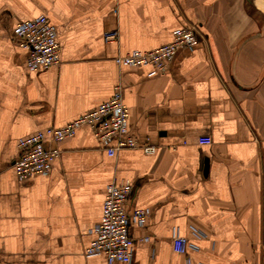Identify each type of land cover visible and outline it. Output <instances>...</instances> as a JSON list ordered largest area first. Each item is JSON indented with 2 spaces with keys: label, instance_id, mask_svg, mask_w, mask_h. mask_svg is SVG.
<instances>
[{
  "label": "crops",
  "instance_id": "0c3cea01",
  "mask_svg": "<svg viewBox=\"0 0 264 264\" xmlns=\"http://www.w3.org/2000/svg\"><path fill=\"white\" fill-rule=\"evenodd\" d=\"M44 15L59 64L30 71L14 26ZM194 26L164 74L113 58L153 50ZM114 33L106 42L104 35ZM121 86L139 145L113 156L89 129L57 145L46 175L17 179V142L60 128ZM53 146L47 141L45 147ZM148 210L129 264H264V10L247 0H0V264H107L85 257L106 186ZM207 237L176 252L172 236ZM111 264H122L113 262Z\"/></svg>",
  "mask_w": 264,
  "mask_h": 264
},
{
  "label": "built area",
  "instance_id": "2783aa9c",
  "mask_svg": "<svg viewBox=\"0 0 264 264\" xmlns=\"http://www.w3.org/2000/svg\"><path fill=\"white\" fill-rule=\"evenodd\" d=\"M13 41L28 51L26 66L37 71L59 64L60 46L56 41L55 28L44 15L18 22L12 30ZM115 39L114 33L104 35L106 42ZM197 45V30L194 26H185L172 32V40L153 50L131 51L113 58L117 65L131 68H150L149 76L164 74L175 53L182 48L193 49ZM128 108L123 101L121 86H114L109 100L96 108L72 120L60 128L49 127L17 142L18 154L12 167L20 181L32 176L46 175L51 162L59 155L57 145L72 137L75 131L85 126L96 142L105 150L107 156H113L122 149L140 148L145 154H154L156 147L139 145L128 132ZM53 146L45 147V142ZM129 182L111 183L106 186L101 208L100 221L91 229L92 239L84 250L85 257L102 256L107 264L120 262L129 264L132 260L136 240L147 242L149 237L134 239L129 233L132 223L142 228L148 218V210L138 208L132 212L125 210V204L131 194ZM207 236L190 228L189 236H172L175 250L185 255L187 250L196 249L190 240H202Z\"/></svg>",
  "mask_w": 264,
  "mask_h": 264
},
{
  "label": "bare ground",
  "instance_id": "6f19581e",
  "mask_svg": "<svg viewBox=\"0 0 264 264\" xmlns=\"http://www.w3.org/2000/svg\"><path fill=\"white\" fill-rule=\"evenodd\" d=\"M257 7L261 10H264V2H256Z\"/></svg>",
  "mask_w": 264,
  "mask_h": 264
},
{
  "label": "water",
  "instance_id": "95a60500",
  "mask_svg": "<svg viewBox=\"0 0 264 264\" xmlns=\"http://www.w3.org/2000/svg\"><path fill=\"white\" fill-rule=\"evenodd\" d=\"M247 1H249V2H264V0H247Z\"/></svg>",
  "mask_w": 264,
  "mask_h": 264
}]
</instances>
